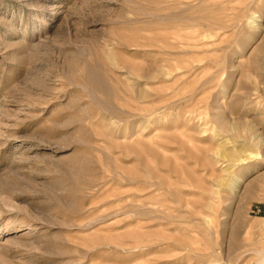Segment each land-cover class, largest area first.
Wrapping results in <instances>:
<instances>
[{
	"label": "rangeland",
	"instance_id": "374dc122",
	"mask_svg": "<svg viewBox=\"0 0 264 264\" xmlns=\"http://www.w3.org/2000/svg\"><path fill=\"white\" fill-rule=\"evenodd\" d=\"M0 264H264V0H0Z\"/></svg>",
	"mask_w": 264,
	"mask_h": 264
}]
</instances>
